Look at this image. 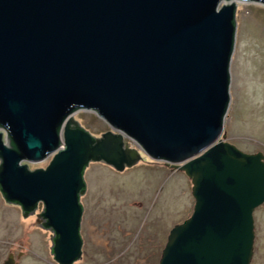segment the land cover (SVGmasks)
<instances>
[{"label": "water", "instance_id": "obj_1", "mask_svg": "<svg viewBox=\"0 0 264 264\" xmlns=\"http://www.w3.org/2000/svg\"><path fill=\"white\" fill-rule=\"evenodd\" d=\"M227 1L0 0V124L12 142L0 131V187L25 215L44 203L59 264L83 257L89 163L122 171L143 155L184 171L195 198L158 264H251L264 153L224 132L237 31ZM80 109L112 129L93 136ZM54 153L46 168L22 165Z\"/></svg>", "mask_w": 264, "mask_h": 264}, {"label": "rangeland", "instance_id": "obj_2", "mask_svg": "<svg viewBox=\"0 0 264 264\" xmlns=\"http://www.w3.org/2000/svg\"><path fill=\"white\" fill-rule=\"evenodd\" d=\"M235 3L237 31L224 132L241 150L264 153V4ZM73 118L95 137L112 129L95 111L80 109ZM130 146L137 144L130 140ZM53 156L24 164L31 170L46 168ZM143 157L122 171L100 161L86 167L87 191L81 196L83 257L74 264H158L171 229L192 215L195 198L191 178L172 169V163ZM1 196L0 264L8 256L5 245L11 242L17 251H25L20 264H59L51 252L53 231L38 228L35 217L23 218L22 208L4 204ZM254 217L251 264H264V204L256 208Z\"/></svg>", "mask_w": 264, "mask_h": 264}, {"label": "flooded vegetation", "instance_id": "obj_3", "mask_svg": "<svg viewBox=\"0 0 264 264\" xmlns=\"http://www.w3.org/2000/svg\"><path fill=\"white\" fill-rule=\"evenodd\" d=\"M4 130H5V132H6V129L4 128ZM2 131V130H1ZM3 133H4V131H2ZM256 153V152H255ZM111 166V165H110ZM113 167V166H112ZM87 191V188L85 189V192ZM0 194L2 195L1 197H2V202L5 204V203H7V204H9V205H17V206H19V207H21L22 208V213H23V218H26V217H30V216H32V217H35V219H39V222H35L36 223V225L38 226V228H39V226H46L45 225V223H46V219L44 218V216H43V213H44V211H45V205H44V203L43 202H39L38 203V205H37V207H36V209L33 211V212H29L28 213V215H25L26 214V212L23 210V207L19 204V203H16V202H10V201H8L6 198H5V196H4V194L2 193V191H1V187H0ZM82 203V202H81ZM82 205H83V210H84V204L82 203ZM38 207H42V211H37V208ZM84 213V212H83ZM83 219V218H82ZM38 223H39V225H38ZM10 227V226H9ZM47 227V226H46ZM48 228V227H47ZM48 229H50V228H48ZM81 229H82V224H81ZM51 231H53L52 229H51ZM82 231V230H81ZM53 233H55L54 231H53ZM56 238V235L55 234H53V239H55ZM53 244H54V241H53ZM16 244L15 243H10V244H6L5 246H8V247H5V249L6 250H8V256H7V258L6 259H4V261H3V263L2 264H4L5 263V261L9 258V256H12L13 257V260H14V262H15V264H20V258H21V256H22V254H24L25 253V251L22 249V250H16V246H15ZM24 248H26V247H24ZM52 252H53V249H52ZM53 255H54V253H53ZM54 259H55V255H54ZM56 260V259H55ZM57 261V260H56ZM58 262V261H57Z\"/></svg>", "mask_w": 264, "mask_h": 264}, {"label": "bare ground", "instance_id": "obj_4", "mask_svg": "<svg viewBox=\"0 0 264 264\" xmlns=\"http://www.w3.org/2000/svg\"><path fill=\"white\" fill-rule=\"evenodd\" d=\"M230 2H235V0H230V1L228 0V1H227V3H230ZM222 3H225V1H223ZM236 30H237V27H236ZM230 99H231V98H230ZM84 110H86V109H84ZM88 111H89V110H88ZM71 116H72V115H71V113H70V114L67 115V118H69V117H71ZM3 129H4V127L1 126V124H0V131L3 130ZM60 131H61V133H63V127H61ZM6 133H7V137H4V133H3V138H4L7 142H9V143L12 145L11 139H9V133H8L7 131H6ZM93 136H94V135H93ZM9 143H8V144H9ZM54 155H55V153H54ZM53 157H54V156H53ZM0 159H1V161L3 162V158L0 157ZM46 159H47V158H46ZM46 159H45V160H46ZM25 161H26V160H24V161L22 162V165H24ZM43 161H44V160H43ZM26 162H29V163H30L31 161H28V160H27ZM37 162H39V161H37ZM27 166H28V165H27ZM28 168H29V166H28Z\"/></svg>", "mask_w": 264, "mask_h": 264}]
</instances>
